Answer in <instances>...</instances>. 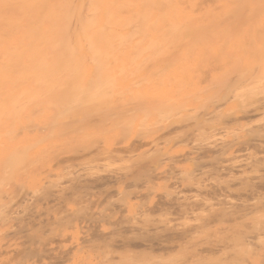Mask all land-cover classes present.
<instances>
[{
    "label": "bare ground",
    "instance_id": "6f19581e",
    "mask_svg": "<svg viewBox=\"0 0 264 264\" xmlns=\"http://www.w3.org/2000/svg\"><path fill=\"white\" fill-rule=\"evenodd\" d=\"M262 1L0 0V72H5L0 81L42 82L39 75L25 73L52 70L56 56L96 55L100 59L89 63L105 61L107 66L110 57L105 56L123 51L179 52V42L170 40H180L186 20L215 11L209 8L256 7ZM44 77L54 80L52 74ZM162 87L156 92L151 87L155 93L144 94L147 99L117 101L83 122L89 129L102 124L107 132L129 135L114 147L94 148L93 159L150 152L140 175L79 172L68 179L79 188L101 179L115 184L122 180L133 186L134 196L147 198L146 203L132 207L130 200L114 202L106 187L84 189L90 192L87 206L80 197L84 193L54 183L45 195L24 184L53 167L21 173L15 168L20 161L12 166L1 160L0 264H165L154 250L185 244L189 253L173 264H264V126L247 127L264 109V96L248 100L249 84L243 78L198 89L179 83ZM27 96L35 97L32 89ZM5 123L18 127L19 134L24 130L15 120ZM159 180L175 191L154 189ZM116 191L120 194L121 188ZM162 208L173 210L174 217H150Z\"/></svg>",
    "mask_w": 264,
    "mask_h": 264
},
{
    "label": "rangeland",
    "instance_id": "374dc122",
    "mask_svg": "<svg viewBox=\"0 0 264 264\" xmlns=\"http://www.w3.org/2000/svg\"><path fill=\"white\" fill-rule=\"evenodd\" d=\"M209 9L215 11L198 15L194 20H186L183 23L185 32L179 41L170 40L175 43L179 42L177 44L182 47L179 52L160 53L159 51L153 54L145 52L138 55L123 53L125 52L123 51L105 56L110 57L109 62L106 58H102L109 64L107 66H104L105 61L100 60L97 61L102 62L101 64L89 63L91 59H100L96 55L56 56L53 57V61L57 62L56 67L52 70L44 72L40 69L25 73L39 75L42 77L40 80L42 82L32 84L31 82L24 83L22 80L10 84L0 81V156L2 153L0 162L7 160L3 164L11 163L14 166L17 164V162L14 164V161H20V166L17 164L15 168L21 173L48 169V165L53 167V171L43 172L32 183L24 184L26 189L45 195L51 194V188L54 185L63 187L65 190L70 189L71 192L72 190L81 191L82 195L86 193L84 190L86 188L87 192H96L106 187L112 190L110 194L112 199L107 198L108 203L130 200L134 207L133 203L148 202V199L143 196H134L133 186L130 188L128 184L124 185L122 180L119 184H115L101 179L98 183L89 182L81 188L68 181L70 177L72 178L79 172L80 174L88 173V176H90L89 173L97 175L98 172V176L103 174L107 176L109 171L112 173L130 172L133 176H138L146 169L150 160V152L120 157L101 158L100 156L93 159L94 148L114 147L116 143L125 142L129 135L127 132L115 135L113 130L107 132L105 131L107 125L103 127L102 124H99L101 126L99 128L96 126L95 129H89L83 125V122L96 112L113 106L117 101L118 103L124 99L130 101L133 97L134 101L147 99L146 96H152L158 87L171 84L179 83L184 89H198L205 84L231 82L243 78L249 84L246 96L248 100L264 96V0L256 7L249 4L245 7ZM259 9L261 10L258 11ZM231 10H241V12L232 13ZM79 58L81 64L76 63ZM82 60L86 62L85 65ZM141 64L143 67H140ZM46 74H52L54 80L44 77ZM0 76H5V72H0ZM217 76H220L219 79ZM26 83L28 88L24 86ZM151 87L156 89L155 92L150 90ZM28 89L34 92L33 99L27 96ZM9 92L15 95L10 96ZM22 93L25 94L23 98H15ZM7 119L15 120L19 127L22 124L23 132L19 134L18 127L17 130L14 124H6ZM249 124L248 129L249 127L252 129V126L253 129L259 128L260 125L263 127L264 109L251 118ZM247 127L245 129L248 131ZM219 135L227 136L226 133ZM173 148H182V145H176ZM71 164L74 165L68 168L67 166ZM23 170L25 172H22ZM96 172L97 174H94ZM141 177L143 176L138 178ZM153 186L160 193L175 191L164 180H159ZM116 188H121L120 194ZM89 194L90 192L85 196H80L83 204L87 202L85 205L89 203L86 200L88 199L86 195ZM113 197H115L114 200ZM110 199L113 201L110 202ZM103 201L102 204L106 208L108 205L105 206L104 203L107 201L105 198ZM83 204L81 207L86 209L87 205L84 207ZM50 208L54 209L52 204ZM172 214L173 210L162 208L150 217L161 220L174 217ZM167 215L170 216L167 217ZM189 251V245L185 244L170 250L155 249L152 254L157 256V260L162 259L164 262L173 264L187 256Z\"/></svg>",
    "mask_w": 264,
    "mask_h": 264
}]
</instances>
